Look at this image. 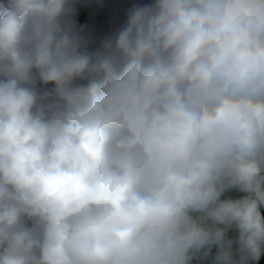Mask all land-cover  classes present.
Segmentation results:
<instances>
[{
	"label": "clouds",
	"instance_id": "9594fccd",
	"mask_svg": "<svg viewBox=\"0 0 264 264\" xmlns=\"http://www.w3.org/2000/svg\"><path fill=\"white\" fill-rule=\"evenodd\" d=\"M113 1L0 0V264H264V0Z\"/></svg>",
	"mask_w": 264,
	"mask_h": 264
},
{
	"label": "trees",
	"instance_id": "16d2710c",
	"mask_svg": "<svg viewBox=\"0 0 264 264\" xmlns=\"http://www.w3.org/2000/svg\"><path fill=\"white\" fill-rule=\"evenodd\" d=\"M126 1H131V0H115L112 3L109 4H103L104 7L100 8V11L102 12L104 9H107L108 7H110L111 5L115 4V3H119V2H126ZM83 9L87 10L89 12L88 17L86 18V24L89 26L90 28V24L94 21L93 17H92V11L89 9V7H82L79 8L77 11V21L78 23H83L84 18H83ZM92 13V14H91ZM94 15V14H93ZM91 29V28H90Z\"/></svg>",
	"mask_w": 264,
	"mask_h": 264
}]
</instances>
